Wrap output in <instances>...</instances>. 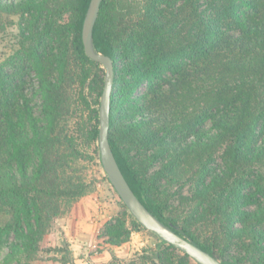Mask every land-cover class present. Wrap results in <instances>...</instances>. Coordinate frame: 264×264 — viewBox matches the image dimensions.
<instances>
[{
  "label": "trees",
  "instance_id": "1",
  "mask_svg": "<svg viewBox=\"0 0 264 264\" xmlns=\"http://www.w3.org/2000/svg\"><path fill=\"white\" fill-rule=\"evenodd\" d=\"M88 3L0 0L19 36L0 64L1 264H29L53 220L92 192L81 171L89 148L101 165L104 70L83 50ZM92 40L112 60L108 138L135 195L223 264H264V0H101ZM187 172L191 196L170 192ZM120 203L104 224L112 245L145 229ZM204 220L201 238L192 226ZM155 237L111 264H197Z\"/></svg>",
  "mask_w": 264,
  "mask_h": 264
},
{
  "label": "rangeland",
  "instance_id": "2",
  "mask_svg": "<svg viewBox=\"0 0 264 264\" xmlns=\"http://www.w3.org/2000/svg\"><path fill=\"white\" fill-rule=\"evenodd\" d=\"M17 19L15 14L0 11V64L19 47ZM144 90L145 87L141 86L137 94L142 93ZM37 101L39 100L35 97L33 102ZM34 111L37 114L36 106ZM72 123L71 121L68 122V127H72ZM133 153L134 151H131V154ZM87 155V158L81 162V171L85 174L86 180L92 183V192L86 195H89L92 199V201L89 199L87 204L94 208V212L88 213L87 219L83 221V235L78 237V240L75 239L76 243H74L71 240V232L66 235L63 228L67 222H71L68 220V217L74 201L69 209L64 210V213L53 220L51 228L39 242V250L29 260V264H64L61 262L63 258H68L75 264H111L112 256H116L118 259L125 261L131 258L136 252H139L142 247H149L157 242L154 233L152 234L151 231L146 229L131 230L128 239L120 245H112L107 242L106 237L103 235L104 224L110 218L118 215L120 210H122V206L120 198L112 190L113 187L107 180L106 173L98 163L91 148H89ZM213 164L215 166L221 164L220 158L216 157ZM157 166L158 163L152 167V170L156 169ZM189 177L190 173L187 172L179 184L170 186V192L176 191L181 187V193L183 195L191 196L193 184L189 181ZM169 202L170 208L177 207V196H172ZM193 207V203L188 201L182 203L178 209H182L183 213L186 214ZM101 214H103V218H100ZM8 217L9 214L7 212L0 213V223ZM129 221L130 217L127 216L126 223L128 228L130 227ZM92 225H96L98 230L90 232ZM207 225L208 222L204 220L199 224L193 225L192 228L196 229V232L199 233L201 238H205L210 235ZM236 226H240V224L237 223ZM6 250V247L0 249V264ZM232 250L234 251V249ZM14 263L15 261H12L11 264Z\"/></svg>",
  "mask_w": 264,
  "mask_h": 264
},
{
  "label": "water",
  "instance_id": "3",
  "mask_svg": "<svg viewBox=\"0 0 264 264\" xmlns=\"http://www.w3.org/2000/svg\"><path fill=\"white\" fill-rule=\"evenodd\" d=\"M100 2L101 0H89L81 27V41L86 56L101 63L104 68L98 104L97 146L100 163L106 173L107 180L131 215L146 230L151 231L161 240L187 254L197 264H223L214 255L203 250L190 239L178 234L172 229L171 225L164 224L153 215L135 195L118 166L108 138L110 95L114 76L112 60L108 55L96 51L92 40L93 25Z\"/></svg>",
  "mask_w": 264,
  "mask_h": 264
},
{
  "label": "crops",
  "instance_id": "4",
  "mask_svg": "<svg viewBox=\"0 0 264 264\" xmlns=\"http://www.w3.org/2000/svg\"><path fill=\"white\" fill-rule=\"evenodd\" d=\"M91 200L89 195H84L80 197V199L76 200L72 206V209L69 213L68 220L71 222H67V224L63 227L65 230V234L68 235L69 232L72 234V241L76 243L75 239L78 240V237L83 235V221L87 219L88 213H93L94 208L91 205H88V200ZM100 218H103V214L100 215ZM90 232H95L98 230L96 225H92L90 227ZM84 230V229H83ZM88 234V233H87ZM85 235V234H84Z\"/></svg>",
  "mask_w": 264,
  "mask_h": 264
}]
</instances>
